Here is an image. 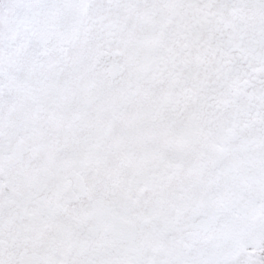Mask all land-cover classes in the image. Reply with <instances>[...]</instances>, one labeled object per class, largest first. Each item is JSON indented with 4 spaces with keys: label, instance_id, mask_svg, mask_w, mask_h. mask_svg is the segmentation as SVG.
I'll use <instances>...</instances> for the list:
<instances>
[{
    "label": "snow or ice",
    "instance_id": "6c2138e0",
    "mask_svg": "<svg viewBox=\"0 0 264 264\" xmlns=\"http://www.w3.org/2000/svg\"><path fill=\"white\" fill-rule=\"evenodd\" d=\"M0 264H264V0H0Z\"/></svg>",
    "mask_w": 264,
    "mask_h": 264
}]
</instances>
